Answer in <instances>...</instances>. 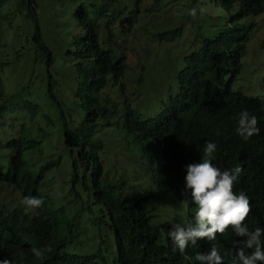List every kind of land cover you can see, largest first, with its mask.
<instances>
[{"label":"clouds","instance_id":"obj_1","mask_svg":"<svg viewBox=\"0 0 264 264\" xmlns=\"http://www.w3.org/2000/svg\"><path fill=\"white\" fill-rule=\"evenodd\" d=\"M213 1L201 0L203 6L208 3L210 11H215ZM203 6L191 8L188 15L199 21L198 14L204 15L206 11ZM130 26L120 27V32H126ZM152 29L159 34L168 28L162 25ZM220 29L215 25L214 29H204L201 33L214 37ZM253 45L258 50L256 59L264 51L256 42ZM179 46L176 44L174 50ZM244 53L245 50L242 56ZM262 65V71L250 79L246 75L249 67L244 65L233 80L219 78L209 89L183 82L181 73L174 69L158 84H149L138 93L133 89L127 91L126 99L137 102L134 109L144 110V118L152 116L156 104L174 100L170 105L172 121L161 127L167 137L155 157L156 172L144 176L135 170L120 140L118 149L124 150L131 168L126 175L135 180L136 184L131 186L135 192L125 188V179L110 181L102 175L103 183L106 181L104 187L119 188L125 196H139L143 206L141 217L135 226L125 224L118 241L105 223L96 227L103 234V245L99 248L104 249L103 254L92 250L98 248L93 245L98 235L91 227L86 228L89 231H79V225L74 223L70 234L81 247L68 250V260H61L62 253H57L56 264L63 261L93 264L95 260H102L103 264H131L134 262L127 260L123 253L130 248L141 253L151 251L159 261L172 264H264V56ZM178 77L183 83H178ZM0 80L3 83L1 77ZM167 82L174 85L173 91L165 87ZM148 92L154 93L152 100L148 99ZM4 96L3 89L0 95V264H50L52 230L48 225L53 219L50 214L56 210L69 216H75L79 210L86 213V201L82 198L73 201L70 171L65 177L66 184L63 178L55 188L53 184L58 179L55 171L47 174L59 166L52 163L55 158L37 166L28 158L34 147L23 158L18 157L15 141L24 136V127L28 125L22 122L20 133L11 134L13 118H8L10 108L7 110L8 99ZM17 106L24 108L23 104ZM30 136L36 137L31 129ZM62 147L68 149L65 145ZM78 190L84 193L81 188ZM84 255L93 260L82 258Z\"/></svg>","mask_w":264,"mask_h":264},{"label":"trees","instance_id":"obj_2","mask_svg":"<svg viewBox=\"0 0 264 264\" xmlns=\"http://www.w3.org/2000/svg\"><path fill=\"white\" fill-rule=\"evenodd\" d=\"M30 1L21 0L17 5L27 9V14L33 17L35 5L34 3L30 5ZM82 1L84 2H81L73 12L75 21L81 28L80 33L75 36L73 47L67 45V42L63 46L65 54L76 60L73 72L77 78V90L74 97L80 103L82 113L79 127L73 129L64 121L61 134L62 143L68 148L71 158L69 183L74 193L73 201L78 198L86 201L87 212L75 211V216H69L61 210L51 214L47 212L53 218L51 225H48V229L52 230L49 243L52 251L48 254L50 264H56L57 253H62L63 257H59L61 260H68V250L81 247L70 234L74 223H77L79 227H91V231L98 235L93 245L101 248L103 234L96 227L105 223L113 230L118 241L125 229V224L128 227L135 226L136 221L141 217L140 211L143 206L139 196H125L119 188L103 186L105 183L101 174L102 164L99 161V152L106 149L117 151L121 140L125 146V152L131 157L135 170H140L144 176L155 173V157L158 150L164 147L167 137L161 127L172 121L170 105L174 100L170 98L169 102L156 104L155 108H152L154 111L152 116L144 118L146 115L144 110L134 109L138 106L137 102L126 99L127 91L133 89V92L138 93V90L148 87L149 84H158L161 78H165V75L174 69H178L181 73L183 82L192 86L201 85L208 89L214 87L213 82L218 83L219 78L233 80L244 69L241 56L246 47L248 33L253 27V23L246 18L264 15V0H214V10L217 13V19L214 22L221 29L214 37H206L201 33L204 29L199 27L193 31L192 43L184 51L183 44H180L176 50L170 49L169 46L172 42H178L186 34L187 25L189 28H196L199 24V18L193 19L188 12L193 7L203 6L201 0H185L182 8H177V12L172 13L169 18L162 13L161 7H167L171 0H152V3L144 9H141V2L144 0H133L131 2V4L134 3L133 8L130 10L125 8L126 3L121 4L127 0H102L101 3L97 0ZM3 2L4 0H1L0 5ZM121 5L124 7L122 8ZM147 9L151 13L150 29L162 25L168 29L167 32L159 34L155 31L150 32L156 40L158 49L154 52V57L149 54L146 58L138 59L140 69L134 73L132 69L137 67L130 64L124 52L119 54L115 50L118 45L104 47V38L100 31L105 28L109 33L114 32L113 26L116 20H120V27L133 24L135 18L144 17V13L148 14ZM199 16L203 15L198 14ZM32 37L34 44L41 51V61L46 69L45 76L42 78L41 96L44 99L38 96L35 100L27 98L22 103L24 109L30 111L31 116L35 117L39 105L44 102L48 104V100L56 107H61V103L54 94L61 79H58L59 72L54 68V72L57 73L55 75L50 68L63 61L54 58L51 50L45 45L41 29L36 21L35 33ZM176 39L179 40L176 41ZM259 45L264 51V38ZM156 58L159 61L155 62ZM132 73L135 74L131 80L132 88L127 89L121 79L126 76L132 77ZM180 77L177 78L178 83H183ZM155 87L157 89L158 86ZM109 88L112 89L111 93L106 91ZM2 92L3 83L0 80V95ZM153 96L154 93L148 92L149 100H152ZM117 98L125 100L116 101ZM159 109L161 110L156 113ZM44 117L49 125L57 119L56 115L51 114ZM25 119L23 118L22 122H26ZM27 127H24V136L15 141L19 158H23L26 151L35 147L40 141L30 136V127ZM37 130L43 133V137L47 135L42 128L37 127ZM132 149L135 152L134 156ZM52 163H60V156ZM80 170H82L81 173ZM79 188L83 190V194L80 193ZM123 253L127 260L134 262L131 264H172L170 261L168 263L159 261L151 251L141 253L130 248ZM81 257L93 260L91 256ZM91 263L103 264L102 260ZM58 264H66V262Z\"/></svg>","mask_w":264,"mask_h":264},{"label":"rangeland","instance_id":"obj_3","mask_svg":"<svg viewBox=\"0 0 264 264\" xmlns=\"http://www.w3.org/2000/svg\"><path fill=\"white\" fill-rule=\"evenodd\" d=\"M1 1V0H0ZM21 0H4L0 5V63L6 62V65H0V77L3 79V89L5 90L4 98L8 99L6 106L8 112V118H13L10 121L13 125L11 134L17 136L20 133V124L23 118H26V124L30 127L32 132L36 135V138H40L42 143L39 142L32 150L29 151V161L36 162V165L44 163L45 161L57 158L60 156L59 166H56L47 173L55 171L56 179L53 184L59 186L60 180L64 178L63 184L67 178L66 175L70 171V155L68 151L63 148V137L61 134L62 125L64 121L69 127L73 129L79 127L81 109L80 103L75 100V91L77 90V83L74 74V64L76 60L72 56L65 54L63 48L65 42L67 45L73 47L75 36L80 33V26L75 21L73 12L75 9L84 2L82 0H31L30 5L34 3L35 14L30 17L27 14V9L18 7V3ZM92 2L88 0V2ZM95 1V0H93ZM102 2V0H97ZM126 1V0H121ZM130 1V2H129ZM133 0H127V6L125 8L130 10L133 8L131 4ZM206 1V0H204ZM208 2V1H207ZM206 2V3H207ZM214 2V1H213ZM86 3V2H85ZM152 3V0H144L141 2V9L148 7ZM185 4L182 0H171L167 7H161L162 13L166 15V18L177 12V8H182ZM122 7V5H121ZM124 7V6H123ZM122 7V8H123ZM204 4L203 8L206 9L205 14L201 16L199 24L196 28L186 26L185 35L177 43L172 42L169 46L174 50L176 44L185 45L184 51L191 45V39L194 36V30L202 29H214L216 25L214 21L217 19V13ZM148 14L144 13V17L135 18V22L129 27V31L120 32L119 21H115V31L109 33L105 28L100 31L103 39L104 47H109L114 44H118L117 52L121 54L124 52L126 59L137 68L132 69V72L140 69L138 59L146 58L149 54L154 55L158 49L157 43L154 37L151 35L149 26V17L151 13L147 9ZM35 19V20H34ZM250 22H253L254 27L249 33V41L247 42L245 53L242 56L243 64L249 67L246 72L247 78L250 79L257 71L263 69V52L255 59V54L258 50L253 48V43L257 45L264 38V16H258L256 18H248ZM35 21L38 27L41 29L42 39L48 49L54 55V58L63 61L59 65L50 68V71L54 72V68L57 70L59 85L56 88L54 94L56 99L61 103V107H56L48 100L47 102L39 105L37 109V115L31 116L30 111L17 106L22 104L23 100L37 99L41 96L43 90L42 78L45 76V65L41 61V51L36 47L32 36L35 33ZM157 27V26H156ZM153 30V29H152ZM127 43V44H125ZM131 48V49H130ZM134 73L131 76H126L121 80L124 82L127 89L131 87V80L134 77ZM57 75L56 71L53 73ZM63 83V85H62ZM165 87L169 91L174 90V85L171 82H167ZM107 92L111 93L112 89H107ZM43 98V96L38 97ZM46 104V105H45ZM56 115V121L49 125L44 116ZM78 125V126H77ZM37 127L42 128L47 134L44 138L43 133L37 130ZM71 127V128H72ZM63 131V130H62ZM42 137V138H41ZM61 141V142H60ZM1 150V149H0ZM122 148L118 151H112L106 149L99 152V161L102 164V175L106 177V180L116 181L117 179H125V188L130 192H135L132 189V185L136 184L135 180L128 178L126 173L131 168L128 167L127 158L124 155ZM82 170H80V173ZM106 183V181H105ZM69 192V191H67ZM71 195V194H70ZM87 227L81 226L79 231H89ZM110 239L111 234L107 235ZM88 238V237H87ZM93 251H98L103 254L104 249L95 248Z\"/></svg>","mask_w":264,"mask_h":264}]
</instances>
